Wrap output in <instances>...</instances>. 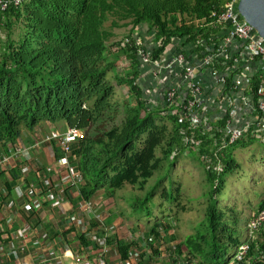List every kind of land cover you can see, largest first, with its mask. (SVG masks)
<instances>
[{
    "label": "trees",
    "instance_id": "trees-1",
    "mask_svg": "<svg viewBox=\"0 0 264 264\" xmlns=\"http://www.w3.org/2000/svg\"><path fill=\"white\" fill-rule=\"evenodd\" d=\"M225 1L24 0L19 6L12 4L6 9L0 6V151L9 153V145L19 141L33 143L36 138L32 133L41 125H60L57 129L61 132L68 128L79 129L83 136L71 145L69 161L76 167L82 182L78 184L72 180L74 184L65 189L54 183L49 187L45 181L39 186L41 190L51 189L56 199L61 194L69 199L75 195L74 204L94 200L100 191L107 198L115 197L128 185L144 191L149 182L158 177L143 195H136L129 215L123 213L128 219L148 225L145 239L153 246L155 255L152 252V257L147 258L152 260L162 254L156 242L164 241L173 228L167 218L153 216V208L157 205L154 197L162 186L161 200L177 203L185 209L181 203V185L175 186L171 170L190 150L203 167L210 186L206 193V217L201 230L175 245L170 254L197 260L198 264H235L231 250L247 237L245 235L238 243L241 215L237 207L220 206L219 199L230 177L241 168L234 154L236 148L258 142L257 138L247 134L235 143L217 145L215 139L223 134L222 128L231 118L229 114L212 122V129L205 131L195 127L190 119L182 118L179 106L168 103L149 106L145 90L139 85L143 71L133 38L141 27L147 26L149 32L156 34L155 60L175 45L194 62L196 56L201 59V53L205 55L211 38L221 32L222 26L212 14L220 12ZM108 22H111L109 27ZM129 26L131 31L127 37L133 40L128 46L123 47L120 42L110 44L115 36L114 29ZM140 32L144 34L142 29ZM123 60L129 64L128 72L121 76L114 72ZM261 77L262 73H258L251 80L250 92L256 105L260 101L257 91ZM114 81L129 90L133 103L116 99ZM227 84V93L231 95L234 91L232 76ZM184 132L188 136L193 133L201 145L185 144ZM50 143L57 162L65 155L61 141ZM159 148L161 156L157 154ZM38 171L36 177L32 176L38 184L42 178L52 179L55 173L48 166ZM68 173L66 171L65 176H70ZM21 176L18 168L0 171L7 191L2 202L3 194L0 195V209L11 200ZM46 195L40 193L42 199ZM70 202L72 204V200ZM262 210L264 198L246 223ZM1 225H4L2 221V251L15 245L17 240ZM60 228L61 233L57 231L55 235L61 234L72 245L79 244L80 250L86 253L87 249L99 247L91 236L94 230L98 229L96 233L101 238L107 232L99 228L97 221L74 239L72 234L77 226ZM259 234L264 237V232ZM115 236H108L107 245L110 248L116 245L121 262L146 264L145 247L141 246V250L136 240ZM170 238L175 241L173 235ZM256 242L264 247L263 242ZM184 246L186 251L182 249ZM18 248L9 255L11 261L5 260L6 264H17L21 256ZM137 250H141L142 261L135 255ZM170 258L163 262L174 264Z\"/></svg>",
    "mask_w": 264,
    "mask_h": 264
},
{
    "label": "built area",
    "instance_id": "built-area-1",
    "mask_svg": "<svg viewBox=\"0 0 264 264\" xmlns=\"http://www.w3.org/2000/svg\"><path fill=\"white\" fill-rule=\"evenodd\" d=\"M23 1L0 0V6L6 9L12 4L19 6ZM240 1L226 0L220 12H213V17H216L222 26L221 32L214 36V42L211 41L207 45L209 50L205 52V55L201 59L196 57L194 62L189 61L183 51L175 45H172L175 50L172 57H167L169 50L167 49L160 59L155 60L153 58V52L157 46L155 32L147 33L148 28H146L142 30L144 34H141L140 28L133 36L136 40L135 46L143 71L142 78H145L144 83L149 88L148 93H145L149 106H157L162 103H168L169 106H179L182 118L190 119L195 127H202L205 131L212 129V122L220 121V119L229 114L231 118L228 119L227 124L222 128L223 134L218 139L217 137L215 139L217 145L220 143V145L224 146L245 138L247 134L259 139L264 137V37L241 15L239 10ZM132 40L126 36L120 43L123 47H126ZM235 41H243L245 53L248 54L249 58L259 59L262 63V77L257 91L260 101L257 105L254 104L252 95H245L240 98L234 96L233 93L231 95L227 93L228 80L231 75L236 73L240 64V58H234L230 52V47ZM200 42L202 45L204 44L203 41ZM230 60H233L231 65L229 63ZM180 67L182 68L181 70H179ZM187 71L189 75H187ZM205 73L212 77L213 81L211 83H207L204 79ZM141 79L139 85L144 88L141 84ZM231 86L236 91V86ZM190 91L191 97H189ZM232 95L235 99L231 97ZM177 97L178 100H176ZM221 100L225 103V108H221ZM248 111H251L254 115V119L251 121L246 119ZM192 134L188 136L186 132L183 133L184 143H194L200 146L201 141H197ZM80 136L81 132L77 128H68L65 132L52 131L50 135L46 136L44 141H61L62 149L65 153L58 160V164L61 167L70 169L69 154L71 145ZM35 146V142L31 143V146L26 147L22 141H19L15 145H9V154L16 157L23 154L27 155V152L35 149ZM175 154L176 152L173 155ZM8 162V154H2L0 151V170ZM84 204L87 209L93 210L95 201H87ZM75 220L72 222H78ZM78 223L71 224H76L78 227ZM71 224L65 223V227L68 228ZM248 224L247 239L239 246H236L233 254L231 253L233 262L235 264H264V247L256 242L259 240L264 243V237L259 234L264 232V210L254 216ZM97 235L96 231H94L91 236L99 247L93 250V259L87 260L84 258L86 260L85 264H113L111 260L112 251L107 245V232L102 238ZM145 240L141 237V241H139L143 248H147L150 244ZM142 241H144L143 244ZM8 249V251L13 252V245ZM68 253L71 254L72 251L67 252V255ZM82 255L85 257L84 253ZM173 260L175 261L174 264L199 263L197 260H188L181 255H174Z\"/></svg>",
    "mask_w": 264,
    "mask_h": 264
},
{
    "label": "rangeland",
    "instance_id": "rangeland-1",
    "mask_svg": "<svg viewBox=\"0 0 264 264\" xmlns=\"http://www.w3.org/2000/svg\"><path fill=\"white\" fill-rule=\"evenodd\" d=\"M110 24L111 22H108L107 26L109 27ZM146 27L147 26H144L145 29ZM130 31L131 26L114 29L115 36L111 39L110 44L120 42L124 37L130 34ZM147 33L152 32L148 31ZM15 37L17 38V36ZM168 49L169 51L174 50V47L171 46ZM121 63L123 64H120L119 69L114 73L124 76L125 73L128 72L126 67L129 64V61L123 60ZM181 69L182 68L180 67L179 70ZM187 75H189L188 71ZM144 80L145 78L141 79V84L145 88V93H148L149 88L146 87ZM114 83L116 85V99L121 102L128 100L130 103H133L134 99L130 96L129 90L118 86L116 81H114ZM120 118L121 117H118L117 120H120ZM57 128H60V125L45 124L38 127L32 133V135H34L36 138V141H34L36 144L34 149L35 154H32L35 159L30 161L27 158H23L24 163L28 164L30 161V163L36 164L39 168H47V161L48 159H51L52 162L49 166L53 169L57 162H55V154L51 148L52 144L49 141L44 140L46 139L47 135L52 133V131H60ZM82 136L83 135L80 137ZM80 137L78 139H80ZM257 141L258 142H253L245 148H236L234 154L238 163L241 165V168L238 173L230 177L226 185V190L219 199L220 206L226 207L230 205L237 207L238 212L241 215L242 220L240 222L238 243L245 239L246 232L248 231L247 228L249 227V224L246 223L247 219L253 214L254 210L258 209L260 201L264 198V137L262 139L257 138ZM45 147L46 151L44 150ZM157 154L161 156L160 148L157 150ZM55 167L60 169L61 174L66 171L69 172L68 174L70 176H66V179L72 177L68 180L67 185H69V187L74 184L72 180L76 181L78 184L82 182V178L76 172L77 169L75 166L70 164V169L61 166ZM171 174L173 180L175 181V186H177L178 183L181 185V203L185 209L183 210L177 203H169L165 200L162 201L160 198L162 186L159 187L157 191L158 194L154 197V202L157 205L153 208V216L162 217L163 219L167 218L171 221L173 228L168 233V235L165 236L164 243L166 244H164L162 240L156 242L157 245H160L159 250L162 253L161 257L154 256L152 260L147 258L148 256L152 257L153 252V246L151 244L147 246L146 259L144 260V263L146 264H165L163 261L168 260L170 256H172L170 260L172 261L174 255L178 256L176 253L174 255L170 254L172 253V250H174L175 245L185 242V240L190 235L196 234L198 230H201V224L204 222L206 217L208 205L206 193L208 192L210 186L203 167L195 159L193 153H191L190 150L181 157V160L171 170ZM157 178L158 177L152 179L144 191L128 185L125 189L118 191L115 197L107 198L105 197L104 192L100 191L94 198L99 202V205H101L100 207L103 209V211H101L102 213H108L109 216L112 215L111 217L115 216L113 222H111V226L116 228L109 230V232L115 231L112 233V235H117L115 237L127 238L130 241L136 240L141 250V242H139L137 239L138 237H143L144 239L147 237L146 234L149 230L148 225H146V223L145 225L141 224V222H137L134 219H128L125 215L123 216V213L129 215L130 206L135 202L137 198L136 195H143L147 190L150 189L151 186L155 184ZM53 179L55 178L52 177V180ZM56 181L62 183V180L59 178H57ZM55 220H58L57 217ZM151 220H153V218H151ZM88 221H90V224L92 223L91 219H88ZM82 227L85 226L83 225ZM97 230L98 229L96 228L94 231ZM85 231H87V229H83L81 233H85ZM163 234L164 232H162V235ZM171 235L175 237V241L170 238ZM108 236H110V234H108ZM143 242L144 241H142V244ZM169 247L171 250H169ZM76 249L79 253H82V251L79 250V247H76ZM182 249L183 251H186L185 246ZM116 250V245L113 244V254L117 253ZM141 250H137V253L135 254L140 261H142L139 253ZM234 250L235 247L231 250L232 254ZM38 251L40 250H30L28 247L24 246L22 251L19 252L21 255L19 258H23L24 256L26 257L28 254H32V256L35 257V254ZM148 253L150 255H148ZM153 255H155L154 252ZM7 257L8 255H2L0 253V264H4L5 259L3 261V258Z\"/></svg>",
    "mask_w": 264,
    "mask_h": 264
},
{
    "label": "crops",
    "instance_id": "crops-1",
    "mask_svg": "<svg viewBox=\"0 0 264 264\" xmlns=\"http://www.w3.org/2000/svg\"><path fill=\"white\" fill-rule=\"evenodd\" d=\"M141 29L145 30L144 27H141ZM210 41L214 42V37ZM244 47L245 44L243 41H235L230 47L231 55L234 58H240L238 70L231 75L232 85L236 86V91H232V93L234 96L240 98L245 95H252L250 92L251 80L258 73H262L263 70L260 60L250 59L248 54L245 53ZM174 53L175 50H168L167 57H172ZM203 55L204 53H201V56ZM204 79L207 83L213 81L208 73H205ZM233 95L231 97L235 99ZM220 106L221 108H225L223 100L220 101ZM246 119L250 121L254 119V115L251 111L246 113ZM22 143H24L26 147L31 146V140ZM44 150L46 151V147ZM7 154L9 156V162L0 171L18 168L22 176L14 187L11 200L0 209V221L4 224L3 226L1 225V228L5 227L17 240L15 245H13L14 250L19 247V251H22L24 246L28 247L30 250H40L36 252L35 257H33L32 254H28L26 257L19 258L17 264H85L86 260H84V258L87 260L93 259V249H87V253L85 251L82 252L85 254L84 257L82 253H79L76 249V247L80 248L79 244L73 243L72 245L67 242L61 234L55 235V233L57 231L61 233L62 230H60V227L63 226L66 228L64 225L65 223L71 224L79 222L77 230L72 234V238L74 239L77 235L81 234L83 229H89L91 224L88 219H91L92 223L97 221L100 229L104 228L112 235L115 231L109 232V230L116 228L111 226V222H113L115 216L111 217L112 215L109 216L108 213H102L101 211H103V209H101V205H99V202L95 199L96 205L94 204L93 210H90L85 207L86 205L83 201L74 204L73 200L76 197L75 195L72 196V199H69L65 194H61L58 196V199H56L50 191L51 189L41 190L39 186H41L40 183L44 181L47 182L46 184L49 187L54 183L55 186L61 187V189L68 188L69 185L67 184L69 179H66L65 172L61 174L60 169L55 167L59 166L57 165L58 163H56L52 169L49 166L52 160L48 159V167L51 168L52 171H55V173H53L55 179L42 178L39 184L34 182L36 178L32 179V176L36 177L35 175L39 172V167L34 163H30L31 160L35 159V157L32 156V154H35L34 149L27 152V155L23 154L18 157L11 156L9 153ZM23 158L29 159V163H24ZM57 178L61 179L62 183L57 182ZM40 193L42 195H47L42 199ZM0 195H2V202L4 201L3 197L7 195V191L1 179ZM71 200L72 204L70 202ZM56 217L58 220H55ZM74 220L78 222H72ZM72 225L77 226L76 224H71V226ZM83 225L85 227H82ZM137 240L141 241V237ZM0 245L3 246L2 244ZM8 248L6 250H0V253L2 255H8L7 258H3V261L5 259L9 262L11 261L9 258L11 252L8 251ZM70 251H72V255L70 253L67 255V252ZM111 260L113 264H125L121 262L118 252L116 254L111 252Z\"/></svg>",
    "mask_w": 264,
    "mask_h": 264
},
{
    "label": "water",
    "instance_id": "water-1",
    "mask_svg": "<svg viewBox=\"0 0 264 264\" xmlns=\"http://www.w3.org/2000/svg\"><path fill=\"white\" fill-rule=\"evenodd\" d=\"M241 15L264 37V0H241Z\"/></svg>",
    "mask_w": 264,
    "mask_h": 264
},
{
    "label": "clouds",
    "instance_id": "clouds-1",
    "mask_svg": "<svg viewBox=\"0 0 264 264\" xmlns=\"http://www.w3.org/2000/svg\"><path fill=\"white\" fill-rule=\"evenodd\" d=\"M57 163H58V161H57ZM57 165H59V164H57ZM60 166V165H59ZM66 173V172H65ZM70 179V178H69Z\"/></svg>",
    "mask_w": 264,
    "mask_h": 264
}]
</instances>
